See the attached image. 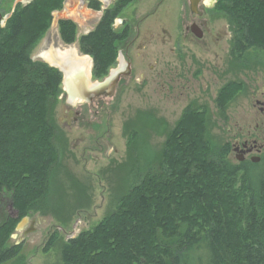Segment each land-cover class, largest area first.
Instances as JSON below:
<instances>
[{
    "label": "trees",
    "instance_id": "obj_1",
    "mask_svg": "<svg viewBox=\"0 0 264 264\" xmlns=\"http://www.w3.org/2000/svg\"><path fill=\"white\" fill-rule=\"evenodd\" d=\"M64 1L18 5L0 28V194H8L17 212L0 218V264L17 255L19 247L6 244L19 222L49 206L62 75L32 61L31 53ZM214 11L229 25L234 64L244 63L250 51L264 54V0H218ZM110 24L104 20L79 39L96 80L117 59L119 37ZM59 37L73 44L76 26L62 22ZM240 87H223L218 104L223 107ZM206 124V114L189 108L161 156L136 153L131 169L139 180L111 215L65 243L61 264H264V174L253 183L248 170L232 165L228 144L215 148L206 140ZM55 242L56 235L46 249Z\"/></svg>",
    "mask_w": 264,
    "mask_h": 264
},
{
    "label": "rangeland",
    "instance_id": "obj_2",
    "mask_svg": "<svg viewBox=\"0 0 264 264\" xmlns=\"http://www.w3.org/2000/svg\"><path fill=\"white\" fill-rule=\"evenodd\" d=\"M31 1L19 0L21 6ZM15 2L2 0L0 17L11 14ZM136 3L116 20L113 26L116 30L120 29L121 19L132 24L134 19L150 15L156 7L154 0ZM178 13H182V18L191 16L187 9L168 0L141 23V32L147 33L129 48L128 56L133 63L130 82L103 100L101 110L96 109V102L90 107L79 99L69 105L68 94L61 86L53 111L57 130L53 143L58 162L51 173L49 206L46 212L30 213L23 229L10 236L6 248L18 246L19 250L5 264H61L65 243L111 215L139 180L131 169L136 153L144 159L161 156L168 135L189 108L206 114V140L215 148L228 144L230 152L226 159L239 166L234 154H230L231 145L244 140L251 142L259 136L255 130L259 120L253 108L252 90L264 86V54L250 51L244 63L234 64L230 57L232 35L226 19L207 11L198 20L205 24L203 41L198 43L188 35L186 42L178 35ZM75 14L81 17L76 18ZM92 17L81 9L80 0H68L52 13L49 29L31 53L32 61L45 64L40 55L50 50H71L81 58L86 57L79 51V39L90 31ZM62 19L76 24V38L71 45L60 40L56 24ZM4 25L5 22H0L1 28ZM142 42L143 46L138 47ZM177 45L182 46L181 51ZM118 63L109 72L116 71ZM198 70L200 74L194 75ZM91 71L92 62L88 68V88L100 82L91 78ZM171 72L177 74L176 88L172 90L168 84ZM230 83L241 87L222 107L216 99L217 92ZM214 106L219 113L212 111ZM77 112L81 116L75 120ZM94 113L98 115L94 117ZM245 169L255 183L264 174V159L263 164ZM14 212L8 194H0V218H16ZM54 235L56 242L46 249Z\"/></svg>",
    "mask_w": 264,
    "mask_h": 264
},
{
    "label": "flooded vegetation",
    "instance_id": "obj_3",
    "mask_svg": "<svg viewBox=\"0 0 264 264\" xmlns=\"http://www.w3.org/2000/svg\"><path fill=\"white\" fill-rule=\"evenodd\" d=\"M2 0H0L1 3ZM33 1V0H32ZM31 1V2H32ZM68 0H65L63 4H65ZM139 0H80V5L81 9H85L88 11L91 16H93L90 20L91 24V29L87 33H92L94 32L99 24L103 22L104 20H108V22H111L110 24V31L112 34L115 36L119 37L118 41H115L114 47L117 49V59L116 62L119 61V68L115 72L119 79L118 82L115 86H112L111 84H107L106 86H103V88L97 92L95 95L94 93L88 92L87 88L84 90H81L80 93L78 94V98L76 97L75 99H83L86 104L90 107L94 106V102L97 103V108L98 110H101L103 107V100L108 99L110 96H114L115 93H117L118 89L124 88L128 85L131 79L132 75V61L128 56V51L129 48H131L135 42L138 40L139 37H144L146 36L147 30L142 33L140 30L141 23L146 21L147 19L150 18V16L154 15L161 6H163L165 3H167L168 0H154V3L156 4V7L153 9V12L150 15H147L140 20H135L134 23H129L126 21V19H121L119 22L120 29L114 28V24L116 20L123 14V12L126 11L128 7H130L133 4H138ZM148 3L151 2V0H146ZM176 3H178L183 9H187L190 13V18H188L186 15H184V18H182V13H178L177 17V27L179 30V36L183 37L184 40L187 42L188 35H191L195 41L202 42L205 36V30L203 29L205 27V24L202 22H199L198 20H201L203 12L207 11L209 13H212L213 15L215 13L214 8L218 3V0H201L198 3V7L196 8V12L193 13L190 10V4L189 0H173ZM30 2V3H31ZM29 3V4H30ZM153 3V2H152ZM26 4L25 6L29 5ZM20 5L19 0H16L15 2V7L14 10L11 12V14L5 16V17H0V22H7V20L11 17V15L14 13L15 8ZM76 18H80L81 14L79 15H74ZM62 22H71L75 26L76 24L71 21V20H59L56 24L58 32H59V27ZM5 26V25H4ZM181 27L183 28L182 34L181 32ZM1 28V27H0ZM85 34V35H87ZM142 44H139L138 47H142ZM178 51H181L182 46L177 45L176 46ZM49 52H52L50 50ZM88 56V55H86ZM88 63L90 65V62H92V70H93V59L91 56H88ZM44 61V60H43ZM115 62V64H116ZM115 66V65H114ZM113 66V67H114ZM91 78L93 76V71H91ZM200 70H198L194 75H199ZM177 74L175 72H171L170 78L168 79V84H170V88L172 90L175 89L174 81L176 78ZM109 77V71L108 75L100 80H95L100 81L99 83H103L104 79ZM90 79V78H89ZM216 84V81H215ZM170 90V89H168ZM221 89L218 90L216 99L218 100V96L220 93ZM252 99H253V108L255 109L256 113V119L259 120V124L256 125V132H259V136L256 140H252L249 142L248 140H244L243 142H235L234 144L231 145V153L234 154L235 160L238 162V167L239 168H245V167H250V166H259L263 164V155H264V86L260 89H253L252 90ZM99 94V95H98ZM73 101H68V104L71 105ZM216 106H214L212 111H215L216 113H219L218 108L215 109ZM192 110H194L192 108ZM211 112V110H210ZM98 113H94V117H96ZM70 117H72V114H69ZM81 116L80 113H75V120ZM261 140V143L258 144V140Z\"/></svg>",
    "mask_w": 264,
    "mask_h": 264
},
{
    "label": "bare ground",
    "instance_id": "obj_4",
    "mask_svg": "<svg viewBox=\"0 0 264 264\" xmlns=\"http://www.w3.org/2000/svg\"><path fill=\"white\" fill-rule=\"evenodd\" d=\"M40 57L46 63L50 64L51 66L58 67L64 72V89L68 94L69 100L75 99L82 88H88L86 85L87 82L85 83L88 77V68L90 66L88 63V58H81L76 54V52L71 50L47 52L41 54Z\"/></svg>",
    "mask_w": 264,
    "mask_h": 264
},
{
    "label": "water",
    "instance_id": "obj_5",
    "mask_svg": "<svg viewBox=\"0 0 264 264\" xmlns=\"http://www.w3.org/2000/svg\"><path fill=\"white\" fill-rule=\"evenodd\" d=\"M201 0H189V4H190V10L193 12V13H195L196 12V8L198 7V3L200 2ZM86 58H88V56H86ZM89 59V58H88ZM48 67H50V68H53V69H56V70H58L60 73H61V75H62V82H61V86L63 87V88H65V74H64V72L60 69V68H58V67H55V66H51L50 64H48V63H46L45 61H43ZM118 79H119V77H118V75L115 73V72H112V71H110L109 72V77H107L106 79H104V81H103V83H95V84H93V85H91L90 86V89H87L88 90V92H89V94H90V92H92V93H94L95 95H97L96 93L97 92H99L102 88H103V86H106L107 84H111L112 86H115L116 84H117V82H118ZM86 82H88V78L86 79V81H85V83ZM84 89H86V87L85 88H82V90H84ZM99 95V94H98ZM81 100V99H80ZM83 100V99H82ZM70 101H72L71 99H70ZM10 209L12 210L13 208H12V204H10ZM14 216H17V212H14ZM28 222V217H25V218H23L20 222H19V224L16 226V228H15V232L16 231H19V230H22L23 229V225L25 224V223H27ZM33 225H34V222H31V227H33ZM33 230V228H31V230H29V231H32Z\"/></svg>",
    "mask_w": 264,
    "mask_h": 264
}]
</instances>
